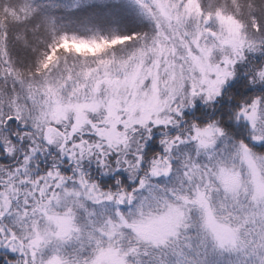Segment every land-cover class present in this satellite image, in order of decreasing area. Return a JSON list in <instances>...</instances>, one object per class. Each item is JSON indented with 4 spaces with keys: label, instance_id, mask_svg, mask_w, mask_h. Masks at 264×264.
<instances>
[{
    "label": "snow or ice",
    "instance_id": "6c2138e0",
    "mask_svg": "<svg viewBox=\"0 0 264 264\" xmlns=\"http://www.w3.org/2000/svg\"><path fill=\"white\" fill-rule=\"evenodd\" d=\"M134 3L82 38L0 0V264H264V0Z\"/></svg>",
    "mask_w": 264,
    "mask_h": 264
},
{
    "label": "trees",
    "instance_id": "16d2710c",
    "mask_svg": "<svg viewBox=\"0 0 264 264\" xmlns=\"http://www.w3.org/2000/svg\"><path fill=\"white\" fill-rule=\"evenodd\" d=\"M38 17L54 22L59 33L89 37L91 34L131 36L149 32L138 11L126 0H26ZM243 127L242 125L240 126ZM4 255L0 251V256ZM228 264V263H225Z\"/></svg>",
    "mask_w": 264,
    "mask_h": 264
},
{
    "label": "rangeland",
    "instance_id": "374dc122",
    "mask_svg": "<svg viewBox=\"0 0 264 264\" xmlns=\"http://www.w3.org/2000/svg\"><path fill=\"white\" fill-rule=\"evenodd\" d=\"M125 2H126V0H124ZM128 2H129V4L133 7V8H135L137 11H138V13H139V15H140V20H142V22H148L149 24H151L150 22H149V20L146 18V16H145V14L143 13V11L137 6V5H135V3H134V0H127ZM151 26V25H150ZM93 35H100V34H91V35H89V37H82V38H90V37H92ZM104 36H107V35H104ZM108 37H112V36H108ZM131 48H132V45H129L128 46V50H131ZM117 51H119V50H117ZM225 263H228V264H230V262H226L225 260H223V259H220V260H218V262H217V264H225Z\"/></svg>",
    "mask_w": 264,
    "mask_h": 264
}]
</instances>
